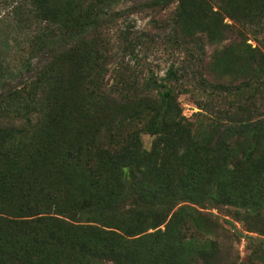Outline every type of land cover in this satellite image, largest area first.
<instances>
[{
	"label": "trees",
	"instance_id": "obj_1",
	"mask_svg": "<svg viewBox=\"0 0 264 264\" xmlns=\"http://www.w3.org/2000/svg\"><path fill=\"white\" fill-rule=\"evenodd\" d=\"M119 1L17 0L7 13L19 32L40 26L24 66L0 73V264H227L214 206L264 236V39L240 64L223 56L218 84L199 76L248 91L245 104L213 98L191 120L171 85L190 78L187 60L144 74L137 48L156 40ZM143 1L176 4L154 26L185 51L231 31L222 11L262 35L264 0ZM121 17L108 55L93 38Z\"/></svg>",
	"mask_w": 264,
	"mask_h": 264
},
{
	"label": "rangeland",
	"instance_id": "obj_2",
	"mask_svg": "<svg viewBox=\"0 0 264 264\" xmlns=\"http://www.w3.org/2000/svg\"><path fill=\"white\" fill-rule=\"evenodd\" d=\"M16 1L0 0V73L3 75L14 74L24 66L31 50L29 42L30 30H35L40 26V23L28 20L29 23H32V29L26 30L22 28V31L19 32L17 19L7 15L11 10L10 7ZM210 1L217 6V0ZM143 3H145L143 0H120L119 4L116 5L117 10L129 14L128 22L135 23L140 32L148 31L150 33L149 36H153L156 40L154 43L137 48L139 57L135 63H141L139 69L143 70L144 74H148V69L151 68L161 80L166 76L172 62L178 58L187 60L186 64H188L187 70L190 72V78L178 82L174 81L171 84L186 118L194 120L197 114L202 112L200 105L204 102H209L213 98L218 102H225L226 99L237 104H245L244 100L251 95L248 91L243 92L241 96L239 94L230 95L229 91L227 92L223 88L212 91L208 89L209 86L203 87L202 84L208 80L213 84L215 81H221L219 74H222L223 71L218 70V67L221 66L223 56L229 55L228 57L231 59L233 57L238 64L242 63L246 55V45L250 44L256 47L260 44L256 38L264 39V26L259 29L262 35L259 34L257 37L250 31L251 29L243 28L239 22L229 17L226 11H222L225 23L232 26L231 31H227L223 39L216 41H210L205 34H201V41L189 44L188 51H185V49H179L174 42H169L165 38L164 30L157 29L154 26V20L162 17L166 12L174 10L176 4L174 3L169 7L156 5L154 9L152 6H148L149 3L143 7ZM156 9L161 10L162 13L157 15ZM22 19L25 21L27 15L22 16ZM123 20V17H121L106 24L102 40L98 37L93 38L97 44L104 46V50L108 55H113L119 49L117 46L120 43V31L124 29ZM42 25L44 24L42 23ZM27 32H29V35ZM202 42L205 44L204 51L201 49ZM38 65L39 60L35 62V66L38 67ZM229 65L234 64L231 62ZM199 76H205L207 81H201ZM218 76L219 78L217 79ZM240 82V80L237 81V83ZM16 83L17 80L12 79L10 85ZM215 83L218 84L217 82ZM227 87L228 89L230 88V86ZM205 121L209 120L205 119ZM143 138L146 146L150 147L153 140L152 136L144 134ZM203 210L214 213L218 217L217 220L221 228L217 238L221 244L222 258L227 264H264L263 235L251 231L244 221L235 217L234 210L228 206H214Z\"/></svg>",
	"mask_w": 264,
	"mask_h": 264
}]
</instances>
